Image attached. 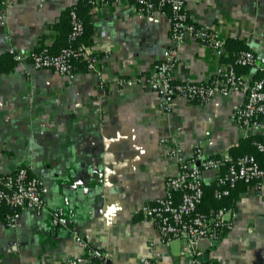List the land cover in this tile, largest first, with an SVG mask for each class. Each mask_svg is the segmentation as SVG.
Segmentation results:
<instances>
[{
	"label": "crops",
	"instance_id": "1",
	"mask_svg": "<svg viewBox=\"0 0 264 264\" xmlns=\"http://www.w3.org/2000/svg\"><path fill=\"white\" fill-rule=\"evenodd\" d=\"M79 1L8 0L0 23V56L11 49L26 55L0 69V175L25 167L41 181L45 201L40 211L22 210L14 227L0 212V264H62L85 253L77 237L104 264H138L143 256L189 264L186 239L165 242L142 210L167 194L180 200L166 183L179 163L165 151L176 145L186 153L200 147L206 156L238 157L250 148L242 141L264 137V120L256 130L232 120L245 99L241 91L204 104L176 99L163 109L146 81L174 44L170 17L147 15L131 0H96L90 7L87 51L102 54L95 70L78 67L67 80L35 68L27 54L53 47L58 32L52 26ZM186 12L224 42L242 40L264 68V0H188ZM177 48L175 81L214 77L221 59L208 45L188 37ZM239 69L244 81L258 73ZM214 174L204 172L205 186L213 185ZM231 191L236 218L214 246L197 241L198 258L202 264H264V177L258 187L238 182Z\"/></svg>",
	"mask_w": 264,
	"mask_h": 264
},
{
	"label": "built area",
	"instance_id": "2",
	"mask_svg": "<svg viewBox=\"0 0 264 264\" xmlns=\"http://www.w3.org/2000/svg\"><path fill=\"white\" fill-rule=\"evenodd\" d=\"M94 3L96 0H89ZM120 1V0H113ZM147 15L155 13L168 14L170 17L169 34L171 47L166 48L160 59L155 62L146 83L161 99L163 109L169 110L171 102L180 99L204 104L217 96H226L231 92L241 91L245 99L234 108L231 118L240 127L259 129L264 120V76L244 81L236 71V66H247L257 71L264 70L259 54L251 50L241 51L232 62L222 61L227 55L225 42L205 27L194 25L186 12L188 0H131ZM8 0L0 1V23L6 21ZM71 30L69 40H74L82 31V23L76 12L71 11ZM208 45L215 57L221 59L214 77L207 82L175 81L173 67L176 61L178 45L186 38ZM16 61L24 60L23 53L10 50ZM31 65L37 69H48L72 80V58L83 57L87 61V69L95 70L99 59L87 51V47H64L53 54L47 48L38 49L27 54ZM130 83V82H127ZM163 139V143L167 144ZM257 150L264 151V141L253 143ZM165 155L173 156L179 163V173L167 179V187L180 193V200L175 202L170 194L156 199L154 203L143 206L144 215L156 225L162 239L169 242L173 238L186 239L185 251L190 257L189 264H202L195 245L199 239L205 238L210 246L231 228L236 211L230 206L210 209L208 212L197 211L203 198L204 172L214 171V190L216 198L230 194L238 182L260 185L264 177L257 158L253 154H243L230 163L229 157L206 156L200 147L186 153L182 148L172 145ZM226 164V165H225ZM223 169V170H222ZM45 204L41 181L29 174L25 167H18L11 173L0 175V212H3L4 224L14 227L24 209L40 211ZM85 248V253L69 257L62 264H104L93 259V252L86 248V243L77 237ZM138 264H157L149 257L143 256Z\"/></svg>",
	"mask_w": 264,
	"mask_h": 264
},
{
	"label": "trees",
	"instance_id": "3",
	"mask_svg": "<svg viewBox=\"0 0 264 264\" xmlns=\"http://www.w3.org/2000/svg\"><path fill=\"white\" fill-rule=\"evenodd\" d=\"M93 4L90 3L89 0H80L79 3L73 7H69L66 9L63 13L61 22L53 25L52 27L58 32L57 33V39L56 43L53 45L52 48H47L49 52L56 54L58 53L62 48L64 47H71V48H78L80 46H89L91 45V35H92V24H91V15L89 13L90 7ZM74 10L79 18V20L82 23V31L76 37L74 40H69L68 36L71 30V11ZM40 48V49H42ZM225 48H227V51H229V54L226 55V60L233 61L234 57L237 56L241 51L248 50V48L244 45L242 40L239 39H228L225 42ZM95 55L96 57H102V54L99 53H91ZM10 64V67L15 65L16 60L13 58V55L10 53H5L0 56V69H4L3 64ZM72 71L75 73L78 67L82 70H87V61L83 59V57H76L72 58ZM239 68L248 69L247 66H236L237 74L240 76ZM11 69V68H10ZM239 69V70H238ZM264 76V70H260L257 73L256 78H260ZM242 78V76H240ZM255 141H264V137H249L246 139V141H242V144L245 142H248L250 144L249 149H243L240 155L243 154H253L256 156L259 164L261 160H264V151H259L256 149L255 145L253 144ZM241 144V145H242ZM230 161L226 164L233 161L237 156L232 154ZM225 164V165H226ZM261 168L262 165H261ZM223 170V169H222ZM253 184V183H250ZM217 188L215 184L211 186H205L204 185V192H203V198L198 205L197 211L199 212H208L210 209H216L221 206H232L234 203V196L231 194L227 196H223L222 198L218 199L214 195V190Z\"/></svg>",
	"mask_w": 264,
	"mask_h": 264
}]
</instances>
